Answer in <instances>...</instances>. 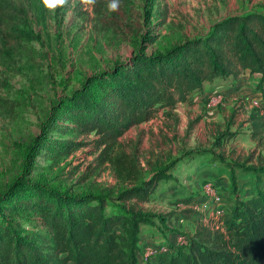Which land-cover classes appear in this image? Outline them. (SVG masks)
Returning <instances> with one entry per match:
<instances>
[{
  "label": "rangeland",
  "instance_id": "374dc122",
  "mask_svg": "<svg viewBox=\"0 0 264 264\" xmlns=\"http://www.w3.org/2000/svg\"><path fill=\"white\" fill-rule=\"evenodd\" d=\"M24 2L26 24L33 35L16 47L12 65H0V193L22 180L68 195L115 197L124 183L115 177L109 162L97 158L100 149L92 144L70 146V141L90 143L95 136L76 139L64 127L69 122V101L83 94L87 78L130 60L141 50L163 53L204 35L228 17L264 14V0H128L122 6L128 16L118 32L93 11L91 0ZM241 80L205 86L191 103L178 104L172 118L159 111L126 131L118 139L120 148L110 151L111 155L120 150L136 153L145 179L176 163L169 170L173 179L161 183L150 200L139 205L143 212L172 214L167 223L170 231L157 222L142 227L141 249L155 248L153 242L159 238L176 246L178 238L190 236L196 222L214 218L206 189L212 188L227 203L229 167L258 152L249 130L250 103L257 94L251 77L243 84ZM214 95L221 96L220 102L207 106ZM221 134L234 137L216 147ZM217 156L224 161L214 162ZM238 184L240 197L251 194L241 193Z\"/></svg>",
  "mask_w": 264,
  "mask_h": 264
},
{
  "label": "trees",
  "instance_id": "16d2710c",
  "mask_svg": "<svg viewBox=\"0 0 264 264\" xmlns=\"http://www.w3.org/2000/svg\"><path fill=\"white\" fill-rule=\"evenodd\" d=\"M24 1L0 0V65H12L16 47L33 35L26 24ZM91 1L103 22L121 32L128 16L122 6L128 0H116L115 9L109 7L112 0ZM133 34L137 35L134 30ZM244 77L252 78L260 102L249 118L250 139L259 150L229 167V209L196 222L184 243L162 242L143 258L142 227L157 222L170 231L167 223L173 215L143 212L139 205L147 203L161 183L173 179L169 170L176 163L145 179L136 153L110 151L120 148L118 139L126 131L159 111L172 118L178 104L191 103L205 86ZM87 79L83 94L69 101V122L64 127L76 139L90 134L96 139L70 141V146L92 144L100 149L97 158L110 163L124 187L115 197L76 196L18 180L0 193V264H264V14L228 17L204 35L163 53L141 50ZM233 137L221 134L215 146ZM213 160L224 161L220 156ZM239 176H248L253 183L251 194L244 198L238 193Z\"/></svg>",
  "mask_w": 264,
  "mask_h": 264
},
{
  "label": "built area",
  "instance_id": "2783aa9c",
  "mask_svg": "<svg viewBox=\"0 0 264 264\" xmlns=\"http://www.w3.org/2000/svg\"><path fill=\"white\" fill-rule=\"evenodd\" d=\"M220 100H221L220 95H214L206 103L207 106L216 105L217 103L220 102ZM250 105L252 107H258L259 101L257 99H253L251 100ZM205 193L210 197V201H211L210 204L214 205V211H213L214 215L215 216L221 215L222 209L219 208L220 205L222 204L221 195L210 187L206 189ZM177 241L178 243H184L183 238H178ZM153 251H154L153 248H146L143 254V258H146L147 256L151 255Z\"/></svg>",
  "mask_w": 264,
  "mask_h": 264
},
{
  "label": "crops",
  "instance_id": "0c3cea01",
  "mask_svg": "<svg viewBox=\"0 0 264 264\" xmlns=\"http://www.w3.org/2000/svg\"><path fill=\"white\" fill-rule=\"evenodd\" d=\"M245 78L246 77H244L242 80H241V84H243L242 82H243V80H245ZM252 85H253V83H252ZM238 180V185H239V188H240V191H241V193L242 192H244V190L245 191H249V193L251 192V190H252V188H253V183H252V180L250 179V177H248V176H242V177H240L239 179H237ZM226 187V186H225ZM224 191V193H225V195L227 196L228 195V192H226V188L223 190ZM240 193V194H241ZM248 193H244L243 194V196L244 197H247L246 195H247ZM248 195H250V194H248ZM219 208H221L223 211H227L228 209H229V205L227 204V203H223L222 202V204L220 205V207ZM142 232H143V228H142V230H141ZM193 231H194V229L193 230H191L190 231V235H192L193 234ZM142 241H143V239H142V237H141V245H142ZM148 242H146V244H147ZM160 243H162V239H157L155 242H153V244H155V246H157L158 244H160ZM157 244V245H156ZM173 244V243H172Z\"/></svg>",
  "mask_w": 264,
  "mask_h": 264
},
{
  "label": "clouds",
  "instance_id": "9594fccd",
  "mask_svg": "<svg viewBox=\"0 0 264 264\" xmlns=\"http://www.w3.org/2000/svg\"><path fill=\"white\" fill-rule=\"evenodd\" d=\"M109 7L115 9L117 7L116 0H112V3H110Z\"/></svg>",
  "mask_w": 264,
  "mask_h": 264
}]
</instances>
